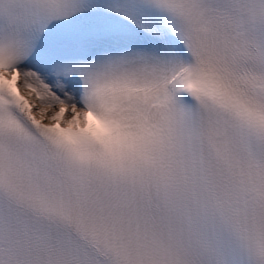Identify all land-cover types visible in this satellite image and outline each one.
Segmentation results:
<instances>
[{"label": "snow or ice", "instance_id": "snow-or-ice-1", "mask_svg": "<svg viewBox=\"0 0 264 264\" xmlns=\"http://www.w3.org/2000/svg\"><path fill=\"white\" fill-rule=\"evenodd\" d=\"M0 264H264V0H0Z\"/></svg>", "mask_w": 264, "mask_h": 264}]
</instances>
